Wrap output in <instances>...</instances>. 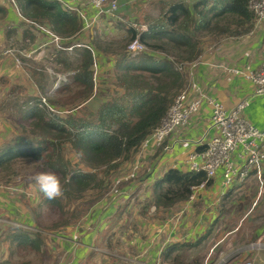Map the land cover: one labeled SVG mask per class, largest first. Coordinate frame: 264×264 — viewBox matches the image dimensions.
Instances as JSON below:
<instances>
[{"label": "crops", "instance_id": "obj_1", "mask_svg": "<svg viewBox=\"0 0 264 264\" xmlns=\"http://www.w3.org/2000/svg\"><path fill=\"white\" fill-rule=\"evenodd\" d=\"M120 3L122 10L131 14L129 1L121 0ZM87 10L91 17L95 16L94 7L89 5ZM159 15L160 13L157 16ZM137 16L140 15L137 14ZM95 18L94 24L101 20V17ZM87 34L90 35L89 31L74 37H65L64 42H68L67 44L83 42V39L91 38H84ZM211 41L213 43L203 46V51L196 60L197 65L185 72L187 82L191 79L198 81L208 94L220 99L227 107H233L244 98H251L244 114L255 124L263 127L264 94L252 95L255 85L242 74H233L224 66L243 67L246 64L252 67L260 66L264 60V20L259 24L254 23L248 32L222 35ZM57 48L48 32L21 13L17 2L0 0V99L4 94H9L7 89H10L13 84H16L15 87H25L28 92L23 99L24 103L27 97L34 96L33 93H37L38 82L34 77L29 78L27 74L33 72V69H41L44 75L48 76L47 67H45L48 61L43 60L45 64H41L40 61L35 60L42 59L45 55L49 63L53 65L55 63L53 54L49 50H57ZM9 49L10 51H7ZM96 50V56L100 61L99 72L103 75V71L110 69L112 63L115 66L116 58L113 53L107 54L105 50ZM156 53L159 54V52ZM108 59L111 60L108 61ZM56 78L53 76L52 84ZM89 102L91 100L87 103ZM21 115L20 113L18 118L22 121L20 126H23L24 119ZM211 122L212 106L204 102L187 125L177 128L166 138L165 144L169 145L167 149L150 145L143 150L139 149L132 159L122 163L121 176L116 179V188L108 191L83 216L85 230L81 233L86 236L76 242L72 241L73 238L67 240L65 246L71 253L70 264H106L107 261L109 263L112 261V255L105 250H103L105 259L95 255L98 250V235L105 227L110 226L115 218H122V223L132 220L131 230L136 226L140 232L147 234L146 238H142V235H138L137 238L139 251H141L138 256L140 264H159L166 245L172 242H189L192 243L191 245H197L194 242L201 243L206 240L215 230V225L219 224V220L222 221L225 214H232L236 201L242 202L245 209L239 224L228 229L225 238L235 237L234 244H237L241 235L239 233L243 230L248 241L238 246L234 245L224 256L232 254L230 259L233 264H237L238 258L251 259L253 264H264V220H261L264 218V158L263 183L255 173H252L246 181L235 182L225 187L222 182V169H219L197 198L179 201L171 207L156 206L152 203L154 183L163 177L169 168L190 169L188 162L190 154L204 148L205 142L202 140H207L215 133ZM37 139L38 136H29V130L24 127L10 128L6 118L0 114V147L17 141L33 143ZM20 176L12 177L8 174L5 176L0 173V180L8 181L7 185L0 182V229L4 226L3 223H8L5 225L9 228H4L7 232L18 225L15 224L16 220L26 221L23 213H16V209L27 210L16 198L20 193L18 191H16L17 195L14 193L17 186L23 185V182L26 183L28 180ZM131 203L138 204L139 208L135 211L132 207L129 209ZM129 211H134L133 215L129 214ZM253 218H259L260 223L252 224ZM3 220L5 221L2 222ZM69 228L71 231L69 235L77 233L73 230L74 227L69 226ZM250 230L252 233L249 232ZM224 239H220L212 247L213 253L217 251L220 257L224 253V249L220 246L224 243ZM14 244L19 249L18 241ZM227 244L232 245V242L228 241ZM3 245L4 248L9 246L11 248V242L3 243ZM216 248L219 249L216 250Z\"/></svg>", "mask_w": 264, "mask_h": 264}, {"label": "trees", "instance_id": "obj_2", "mask_svg": "<svg viewBox=\"0 0 264 264\" xmlns=\"http://www.w3.org/2000/svg\"><path fill=\"white\" fill-rule=\"evenodd\" d=\"M15 2L27 19L48 26L64 38L74 37L88 28L77 11L65 9L60 0ZM248 2L249 0H158L160 15H148L147 27L141 29L133 20H128L131 19L129 14H121L123 10L120 3L118 16H110L122 21L123 28L128 29L125 40L131 41L139 37L149 46L148 52L146 50L136 55L113 47L120 52L114 72L117 86L123 91L121 96L103 99L95 111H90L91 118L81 117L75 112L60 115V97L49 100L54 110L49 109L39 96L27 97L21 118L32 122L34 128L31 133L39 135V138L33 143L17 141L0 147V171L9 170L6 173L12 175L14 167L11 168V165L16 159L40 161L45 172L55 173L59 177L63 188L62 196L54 200L45 197V200L58 210L74 206L70 219L62 223L70 225L72 218L80 217L91 208L89 206L84 211H77L75 207V203L85 197L87 190L99 187L102 190L101 196L105 194L106 178L100 177L98 169L104 167L108 176L123 161L132 159L145 137L167 114L175 96L187 84L185 72L176 67L173 56L188 62L197 60L203 51L202 32L222 36L221 34L236 35L250 31L254 25V13L249 9ZM96 49L106 51L108 47L102 46L100 40L94 38L75 46L72 55L64 48L55 49L54 60L64 65L66 70L75 69L72 83L79 86L74 88L71 84H65L60 89L67 91L71 88V91H78L75 95H79L81 101L76 102V105L80 107L95 96L93 65ZM72 56L75 60L71 59ZM95 67H99L98 61ZM32 71L41 76L37 80L45 92L47 82L42 77L45 76L43 71ZM67 141L93 170L70 167L64 145ZM206 176L202 170L169 168L154 183L152 203L171 207L179 201L187 200L192 186L201 183ZM94 201L95 199L92 202ZM13 228L8 233L12 243L18 241L23 246L43 248L45 241L40 231L32 235L29 229L22 226ZM198 243L200 241L194 242ZM191 244L172 242L165 246L162 255L165 259L170 258L180 246Z\"/></svg>", "mask_w": 264, "mask_h": 264}, {"label": "rangeland", "instance_id": "obj_3", "mask_svg": "<svg viewBox=\"0 0 264 264\" xmlns=\"http://www.w3.org/2000/svg\"><path fill=\"white\" fill-rule=\"evenodd\" d=\"M129 3H131L129 9L132 10L131 14H129V16H131V19H127L131 21L133 20L135 23H137L140 29L145 28V26L147 27L146 21L149 19L147 17L148 15L157 16L158 13H160L161 7L159 8L158 0H136ZM121 14L128 13L127 11H123V13ZM137 14L140 16H137ZM100 21L90 25L87 29H85L84 33H88L89 31L90 35L88 36L87 34V36L84 38H91L87 40L83 39L82 41L87 43L91 40H94V38L96 40H100L102 46L106 45L108 47V50H106L107 54H115V58L117 61L120 56V52L118 50L113 49V47H116L119 50H123V52H126L128 50V44L130 43V41L125 40L128 37V29L123 28L122 21H119L118 19L110 15L104 14L103 16H101ZM200 35L203 46H205L207 43H213L211 40H214L220 36L219 34L210 32H202ZM147 50H149V46H147ZM49 52L53 54V61L55 63L52 66L56 70V73L72 72L70 74L71 77L66 82L61 83L58 88L56 87L54 91L50 92L51 86L53 85V76L56 75L52 73H48V76L42 75V77L47 82L45 92L43 91V89L40 88L39 84H37V93L33 94L34 96H39L41 99L45 96L48 100H51V98L54 97H60L61 103L60 105L58 104L62 108V110L60 111L61 113L58 111L60 115L68 114V112H75L76 115H80L81 117L84 116V118H91L92 115L90 114V111H95L100 105V103L103 101V99H111L121 96L123 91L122 88L117 87L118 82L116 74L114 72L115 67L113 63L112 65H110V69L103 71V75L99 72L100 66L96 68L94 64V69L97 72V79L95 80L96 86L94 87L95 96L93 100H91V102L87 103L86 105L81 107L77 106L76 102L81 101L79 99V95H75L78 91H71V88L69 90L67 89V91H61L60 89V87L65 84H71L72 87L79 88L77 83H72L75 69L66 70V68H64V65H62L60 62H57V60H54L56 51L54 49H51L49 50ZM69 53L72 55L74 53V50ZM71 59L75 60V57L72 56ZM43 60L48 61L46 64L49 63V60H47V57L45 55L44 57H42V59H38L35 61H40L41 64H45ZM110 60L111 59H108V61ZM173 60L175 62V65H178V62L180 61H185L178 59L175 56H173ZM97 61L99 64V58L95 56V62ZM34 75H36V77ZM27 76L29 78L34 77L37 82V79H41V76H38V74L36 73L33 74V72H29ZM15 86L16 84H13L10 89H7L9 90V94H4V96L0 99V114H2L6 118L7 124L10 125V128L18 129L19 127H24L25 129L29 130V136H38L39 138V135L31 133V130L34 128V125L32 124V122H30V120L24 119L23 126H20L22 124V121L18 117L20 113H23V110L26 108V104L24 103L23 99L26 98L25 96H27L28 92L23 86ZM64 145L65 153L70 161L71 168L93 170V168H91L81 158V155L73 148L70 142L67 141L64 143ZM122 163L118 168L114 169L108 176L104 171V167L98 169L100 177L106 178L104 186L105 194L103 196H105L107 192L111 189L116 188V179L121 176L120 173L122 171ZM11 168H13V174L11 175L12 177H15L16 175L20 176V174H23L22 176L28 178L26 183L23 182V185L17 186L14 190L15 194L16 191L20 193V195L16 194V198H18L19 201H21L22 206L27 209L26 211L25 209H16V213H23V217L27 222L16 220L15 224L21 225L22 227L29 229L32 235H34V232L36 233L40 231L43 234L45 244L42 249H34L33 247L23 245H20L18 249L17 246H15V244L11 242L8 236V233L10 231L7 232V230L4 229L5 227L9 228V226L5 225L8 223H3L4 226L0 229V262H3L2 264H70L69 260L71 258V253L70 250L67 249L68 247L66 248L65 245L67 244V240L69 238H73L72 241L76 242V240L79 241L84 236H86V234L84 235L81 233L85 230V220L83 216H85V214H87V212H89L91 208H89L87 212L81 215L80 217L72 218L70 221V225H64L62 223H66V221L72 216V208H74V206L68 209L66 207L63 210H58L57 207L52 208V206L48 204V202L45 200V196L39 191L38 187L35 185V182L33 180V177L36 174L45 172L40 161L16 159L11 165ZM8 171L9 170L0 171V173L1 175L6 176V172ZM0 182H4L1 183L3 185H7L8 181L0 180ZM20 189H22V191ZM101 192L102 190L99 187L87 190L85 197L81 201L75 203V207L77 208L76 210L78 211L82 209L84 211V209L88 208L89 206L92 207L103 197L101 196ZM93 199H95L94 202H92ZM133 203L130 204L129 209H131L132 207L135 211L137 208H139V206L138 204ZM244 209L245 208L243 203L236 201L235 210L232 212V214H225L222 221L219 220V224L215 225V230H213L212 234L209 235L206 240L202 241L197 245H182L178 250L172 253V256L170 258L165 259L162 255V259L159 264H233L230 259L232 254H228L227 256L224 255L227 254L230 248H233L234 245L238 246L243 243H246L248 241L247 236L245 237L246 233H244V231L242 230L239 233L241 235L238 238V243L234 244L235 237L225 238V233L228 229H231L233 226L239 224V220H241L242 218ZM134 211H129L128 213L133 215ZM18 216L21 217L20 215ZM121 219L122 218H115L113 220V223H111L110 226H108L107 228L105 227L101 231L102 233L98 235V250L95 256H100L102 259H105L103 252V250H105L108 252V254L112 255V261L110 263L109 261H107L106 264H140L141 262L139 261L138 256L141 254V251H139V242L137 241V238L138 235H142V238H146L145 236L147 234L145 232H140L139 228L136 226L132 228L133 230H131V225H133L132 220L128 223L124 222V224L122 223ZM261 220L263 221L264 218H262ZM4 221L5 220H3L2 222ZM256 223H260L259 218H253L252 224ZM59 225L64 226L60 227ZM69 226L74 227L73 230L75 232L77 231V233L74 235H69L68 233L71 232L69 231ZM253 228L254 226L252 225L251 229L253 230ZM249 232L252 233L251 230ZM93 235H95V233ZM220 239H224V243L220 244L222 249H224V253L222 254V256L224 257L221 256L222 258L217 255V251L214 253L212 251L213 245H215L217 241H220ZM9 241L11 242V248L10 246L9 248H4L3 243L10 244ZM228 241H231L232 245H228ZM104 242L105 245H103ZM219 248H216V250H218ZM113 256H116L117 258L115 259V257ZM245 260V258H238L236 262Z\"/></svg>", "mask_w": 264, "mask_h": 264}, {"label": "built area", "instance_id": "obj_4", "mask_svg": "<svg viewBox=\"0 0 264 264\" xmlns=\"http://www.w3.org/2000/svg\"><path fill=\"white\" fill-rule=\"evenodd\" d=\"M60 2L65 9L76 10L85 21V27L94 24L96 16L101 17L104 14L118 16L117 11L120 6L119 0H60ZM89 5L96 10L94 17H91L87 10ZM248 6L254 13L255 24L264 20V0H249ZM38 26L48 32L56 46L69 52L74 50L75 46L83 44V42L65 44V38L52 31L48 26L39 24ZM146 50L147 45L139 37H135L128 44V51L131 55ZM18 61L21 60L18 59ZM195 65H197L196 60L192 62L180 61L176 67L187 72ZM95 66H97V62H95ZM45 67H47L48 73L56 75L55 78L57 77L50 92L71 77L72 72L56 73L50 63L45 64ZM224 67L229 72L242 74L251 81L255 85L252 95L264 94V60L259 67H252L250 64L243 67ZM96 74L95 70V80L97 79ZM250 100L251 98H244L233 107H227L220 99L208 94L198 81L191 79L175 96L160 124L142 141L140 149L143 150L150 145L167 149L169 145L165 144L166 138L177 128L187 125L200 110L202 104L207 102L212 106L211 127L215 129V133L209 136L207 140H202L205 142L204 148L191 153L188 158L190 169L205 171L207 176L201 183L192 186L188 200L197 198L219 169H222V182L225 187L235 182L246 181L252 173H255L263 183L264 126H258L244 114ZM42 102L48 105L49 109L54 110L45 96L42 97ZM237 264H253V260L246 259L237 262Z\"/></svg>", "mask_w": 264, "mask_h": 264}, {"label": "clouds", "instance_id": "obj_5", "mask_svg": "<svg viewBox=\"0 0 264 264\" xmlns=\"http://www.w3.org/2000/svg\"><path fill=\"white\" fill-rule=\"evenodd\" d=\"M39 191L49 200L63 195V188L59 177L55 173L41 172L33 177Z\"/></svg>", "mask_w": 264, "mask_h": 264}]
</instances>
